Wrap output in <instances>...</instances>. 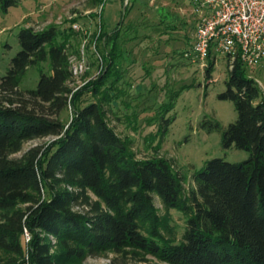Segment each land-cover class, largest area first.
I'll return each instance as SVG.
<instances>
[{"label": "trees", "instance_id": "1", "mask_svg": "<svg viewBox=\"0 0 264 264\" xmlns=\"http://www.w3.org/2000/svg\"><path fill=\"white\" fill-rule=\"evenodd\" d=\"M0 1L7 11L19 0ZM128 12L117 29L105 28L100 35L105 64L100 77L75 92L72 34L56 26L20 31L21 51L0 78V211L5 212L0 251L9 255L0 264H59L128 249L169 264H264L260 86L240 62L229 68L220 99L235 103L238 119L223 132V147L251 156L240 163L208 161L193 174L195 188L185 195L183 177L169 160H137L107 121L105 105L119 91L118 41ZM45 61L52 73L41 72L36 89L22 90L28 69ZM208 62L210 80L215 60ZM86 95L93 101L81 106ZM69 107L73 118L67 127L60 116ZM172 122H165L163 134ZM49 137L56 140L13 158L25 143ZM155 196L187 216L181 241L160 232Z\"/></svg>", "mask_w": 264, "mask_h": 264}, {"label": "rangeland", "instance_id": "2", "mask_svg": "<svg viewBox=\"0 0 264 264\" xmlns=\"http://www.w3.org/2000/svg\"><path fill=\"white\" fill-rule=\"evenodd\" d=\"M124 10L129 12L118 41L121 80L115 98L105 105L108 124L127 143L137 160H169L183 177L187 195L195 188L193 174L202 170L208 161L219 158L240 163L251 156L245 150L223 147V132L238 119L235 103L220 99V94L227 89L229 63L226 56L216 54L209 80L206 76L209 62L205 66L192 62L188 54L195 41L197 20L188 0H130L129 4L126 0H19L17 6L7 11L0 1V78L7 75L13 58L21 51L19 34L23 28L40 32L56 26L67 36L72 34L71 64L85 62V71L71 84L73 91L96 81L105 65L100 35L105 28L107 32L117 29ZM41 72L52 73L49 61L30 67L22 78L21 89H36ZM247 73L258 83L264 97V62L247 67ZM91 101L93 98L86 95L81 106ZM72 118L70 107L60 116L67 127ZM169 120L173 122L163 134L162 128ZM217 124L220 129L215 128ZM55 140L49 137L27 142L13 158ZM155 206L162 235L173 242L181 241L187 216L178 209L166 207L157 196ZM4 214L0 211V220ZM50 240L55 246L56 239L51 236ZM8 258L7 253L0 251V263ZM59 264L169 263L128 249Z\"/></svg>", "mask_w": 264, "mask_h": 264}, {"label": "built area", "instance_id": "3", "mask_svg": "<svg viewBox=\"0 0 264 264\" xmlns=\"http://www.w3.org/2000/svg\"><path fill=\"white\" fill-rule=\"evenodd\" d=\"M130 0H126L129 4ZM197 27L189 57L193 63L228 59L232 70L240 62L255 67L264 62V0H188ZM79 29L78 25H75ZM72 62V60H70ZM85 71V62L71 64L73 78ZM29 241L30 235L26 233Z\"/></svg>", "mask_w": 264, "mask_h": 264}]
</instances>
